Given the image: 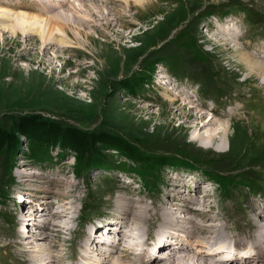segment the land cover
Instances as JSON below:
<instances>
[{
  "label": "rangeland",
  "instance_id": "374dc122",
  "mask_svg": "<svg viewBox=\"0 0 264 264\" xmlns=\"http://www.w3.org/2000/svg\"><path fill=\"white\" fill-rule=\"evenodd\" d=\"M5 1L16 10L41 11L44 2L52 3L53 0H0V5H6ZM66 1L65 12L71 23L67 41L74 48H63L59 39L58 43L50 42L48 50L43 52L45 46L39 40V33L27 39L19 34L20 41L17 42L13 38L15 34L4 32L5 25L14 23V19L8 20L6 17L5 21L0 17V61L5 57L10 58V67L13 66L10 68L7 63L0 66L1 122L14 128L19 117L39 114L65 125L119 133L129 139L143 141L155 155L168 150L169 153L187 151L201 157L203 164L201 166L200 162H194L193 166L196 167L190 168L184 162L191 164V159L185 156L188 161L180 158L183 162L180 165H163L160 169L151 170V166H147L140 169L133 163L125 165L124 158L119 156L117 150H104L99 152L103 164L100 165L101 161H98L99 165L81 169L76 168L73 151L65 147L54 146L49 149L50 156L33 157L29 148L30 139L22 135L21 147L15 155L0 156V253L6 252L13 264H28L24 260V251L21 250V255L20 248L16 244L11 245L17 236L23 237V244L26 245L27 242L28 245V240L24 237L28 235L32 225H27L25 220L20 225L22 216L18 214L24 208L26 196L32 199L33 204L29 203V208L32 205L38 206L37 199H43L41 206H46L49 200L61 202L57 198L61 192L71 200L77 189L78 202L74 219L92 215L87 220L88 223L106 220L105 216L112 211L107 204H112L117 196L130 197L140 195L141 192L150 204L160 197L164 200L174 189L173 185L179 184V179L182 187L177 190H183V195L175 198L193 209L198 204L201 207L199 200L204 197L200 191L195 193L193 180L197 177L200 178L198 182L201 187L211 192L209 198L216 206V212L222 216H233L235 210V215L243 218L247 212L242 210V205L257 199L264 202V196L255 195L246 188L244 181L239 182L246 179V176L237 177L238 172H258L264 183V168L258 169L264 164V109L259 113V106H264V88L261 89V81L248 77L243 55L239 52L241 47L259 59L264 56V50L261 51L264 49V22L258 24L260 27H252L240 11L232 16L227 15V10L233 8L229 4L236 2L250 9L255 13L254 16L259 13L260 19L262 15L264 17V0H115L113 3L106 0ZM73 3L79 9L78 14L69 8ZM230 25L238 31L235 36L229 30ZM221 27L224 29L220 31ZM33 40H38L35 46ZM79 42L81 47L77 46ZM195 53L202 56L198 58ZM20 71L32 74V77L25 79L17 74ZM177 72L181 77L177 76ZM167 74L172 81H178V90L168 81ZM191 78L197 79L201 86L202 81L204 84L208 82V87L202 86L205 91L200 90L197 82ZM42 81L52 89L49 86L43 89ZM244 83L254 87L244 86ZM190 87H194L192 93L189 91ZM210 88L217 89L220 93L213 92ZM170 97L179 99L167 100ZM190 100L198 107L192 106ZM248 102H255L258 109L250 108ZM210 108H216L215 114L221 118H217L209 126L214 129L211 133L214 134L215 129L222 131L223 122L226 121L229 130L226 137L221 139L218 136L213 145H209L206 140L204 145L196 138L198 134H205L206 129L201 127L211 118L208 115ZM188 112H202L200 114L204 117V122L200 123L197 117L185 118L184 115ZM235 128L239 130L236 136ZM244 129L248 131L249 149L246 152L241 151ZM231 141L235 148L233 151H229ZM227 153L229 156H225ZM97 156L95 154L93 157ZM22 168H25V172ZM217 168L228 172L225 184L232 181L229 187L223 184V190L217 188ZM33 170L37 172L36 175ZM20 171L23 177L20 176ZM46 176H51L54 180ZM189 176H193L191 183L185 180H190ZM27 178L34 179L32 183L37 184L31 187L34 194L29 193L31 189L23 192L19 185ZM48 179L52 182L48 181L45 186L58 193L52 196L50 192L43 191L45 195L42 197L38 190L42 181ZM63 179L70 181V185L66 186ZM211 188L214 190L211 191ZM219 190L222 194L229 192L228 199L222 198ZM196 202L197 205L194 204ZM172 208L177 216L178 211H182L179 206L173 205ZM39 209L35 213L42 214V219H39L43 221L41 225L54 226L57 218L47 216L45 213L48 212ZM102 211L107 213L102 216ZM226 212L227 215L224 214ZM208 214L212 216L213 213ZM235 220L236 218L228 223L235 224ZM223 222L224 219L221 220ZM84 226L80 224L72 244L64 240L70 233H62L57 241L59 251L55 252L62 255V247L63 253L72 255L82 236L81 233L79 236V232L86 230ZM45 228L37 232L42 234ZM54 231V227L49 230L52 233ZM106 234L103 233V236ZM14 254L19 259H13L16 256ZM161 255L164 256L163 253ZM162 261L160 257L159 262L152 264Z\"/></svg>",
  "mask_w": 264,
  "mask_h": 264
},
{
  "label": "bare ground",
  "instance_id": "6f19581e",
  "mask_svg": "<svg viewBox=\"0 0 264 264\" xmlns=\"http://www.w3.org/2000/svg\"><path fill=\"white\" fill-rule=\"evenodd\" d=\"M106 1H109L110 3L115 2V0H106ZM6 2L7 1H5L6 5H0L1 8L0 17L5 21H7L6 17L8 18V20L13 18L14 23L6 24L4 27L5 28L4 32H10L11 34L12 33L15 34L13 38L16 39L17 42L20 41L19 34H23L24 36H26L27 39V37H32L33 35L39 33L40 34L39 40L45 46L44 49L45 51L43 52H46L48 50L47 46L49 47L48 44L50 42L58 43L59 39H60V43L63 45L62 46L63 48H74L73 45H71V42L67 41L68 40L67 35H69L68 30L71 27L70 26L71 23H70V18L65 12L67 11L65 10V8L67 7V3H68L66 0H53L52 3H46L47 2L46 1L42 5L43 9L41 11H37L38 9L31 11L24 9L16 10L13 9L11 6H9ZM238 7L240 8L241 6L238 5ZM69 8L71 11H75L76 14L79 13V9L74 5V3L70 5ZM74 16L76 15L74 14ZM262 18L264 19L263 15ZM262 18L260 17V19ZM242 23L240 24L241 26ZM223 27L225 28L224 25ZM223 27L220 28V31ZM229 30L234 36L236 32H238L234 26H231ZM239 33L241 35V32ZM33 41H34L33 45L35 46L38 40H33ZM26 42L28 41L26 40ZM78 45L81 47L82 45L81 42H79L77 46ZM263 50L264 49H262L261 51ZM253 51L251 50V52ZM239 52L241 53V55H243L242 57L246 64L245 67L246 70L248 71V77H252V79L261 81L260 86L261 89H263L264 88V56L261 59H259L253 53L246 52L241 47L239 48ZM10 61H11L10 58L5 57L4 60L0 61V66L3 65L4 63H7L10 67ZM10 68H13V66ZM15 72L17 71L15 70ZM0 74H2L1 69H0ZM17 74L25 79H30L32 77V74H25L22 71H20ZM255 76H257L258 78H256ZM41 83L43 89L50 87L45 81H42ZM244 86H249L251 88L254 87L251 85H247V83H244ZM170 87L172 88V86ZM50 88L52 89V87ZM173 99L177 100L179 98L170 97L167 100H173ZM190 103L194 107L197 106L195 102L191 100ZM248 103H249L248 106L250 108L255 110L258 109V105L255 102L251 104L250 102ZM238 105L240 104L238 103ZM183 109H185V107H183ZM263 109L264 106L261 104V106H259V113L262 112ZM200 110L203 109L201 108ZM182 113L184 112L182 111ZM200 113L202 114V112H198L197 114H192L188 112L185 113L184 116L185 118H192V119L197 117L200 123H203L204 117H202ZM208 115L211 116L210 120L204 122L201 127V129H206L205 134H198L196 139L199 140L204 145H206L205 140L208 141L209 145H213V143H215L216 140L218 139V136L221 137V139L226 137L228 135L229 129H227L226 126L227 121H226L223 122V127L221 128L222 131L221 130L219 131L218 129H217L218 131H216L215 129L214 134H212L211 132L214 129L213 128L211 129L209 126L213 122H215L218 117L216 114L214 115L208 114ZM219 120H221V118ZM40 165H42V163H40ZM21 170L25 172V168H22ZM35 172L36 171H34L33 173L36 175L37 172L36 173ZM20 176L21 177L24 176L23 174H21V171H20ZM29 176H31V178L33 177L32 175ZM46 177L52 178L51 176H46ZM191 177L193 176H189L190 180H188V178L185 180L191 183L192 182ZM199 179L200 178L197 177L196 180H193V185L196 187L195 193L197 192L199 193L200 191L201 195L203 194L204 197L202 200H199L201 202L200 204L201 207L198 204V206H195L194 209L191 208L188 204H182L179 200H177V198H175L179 196L181 197L183 195L182 194L183 190H177L180 189L178 187L181 186L180 185L181 179H179L178 182L176 181L179 184L173 185L174 189H172V192L169 193L166 199L163 200L160 197L161 200L158 198L154 199V201L151 202V204L148 203L145 200V198H143L141 192H139L140 195L136 194L139 195L137 197H135L136 195L130 197L127 196L128 198L117 196L116 200H114L112 204L109 205V202L107 204V207L110 208L112 211L110 212V214L105 216L106 220L104 221L99 220L98 221L99 224L93 225L92 228L93 229L95 228L94 231L92 230L91 226L90 227L85 226L84 228H86V230L84 231L81 230L80 233L82 236L80 237L81 239L78 240L76 249L72 252L73 256L65 255V253H63L62 247L60 251L62 255L57 254L55 251H59L57 241L58 238L61 237L62 233L68 230H72V222L74 221V217H75L74 213H76V209H77L78 196L76 193L78 191L76 189V192L72 194L71 200H69L67 194L48 190L49 186H45V184H47L48 181H51V179L42 181V184H40L41 187L38 190L39 193L41 194L40 196L43 197L45 195V194L43 195V191H46V193L50 192L52 196L53 194L58 193L59 197L57 198L60 199L61 202L59 203L52 202L54 200L49 202L50 201L49 200L48 203H46V206L44 204H43L44 206H41L43 199H37L39 202L38 206L32 205V207L29 208L28 205L33 203H31L32 199L26 196V200H24L25 201L24 208L20 210L18 214H21L22 216L20 217L22 221V222L20 221V225H22L21 223H23L24 220L28 223L27 225L29 224L32 225L31 226L32 228L29 229V231L27 232L28 235L24 237L25 239L28 240V245L27 242L26 245L23 244L24 241L22 242L23 237L21 236H17L15 241H13L11 245L16 244L18 248H20L19 252L21 255H22L21 250L24 251L23 255H25L26 257L24 260H26L28 264H149V263L152 264L155 262L156 263L159 262L160 257L162 258L163 263L160 262L158 264H173V263L174 264L175 263L177 264H264V202L259 201L258 199L257 200L252 199L253 201L248 202L246 205H242L243 209L242 208L240 209L245 210L247 212L246 216H243V218L242 216H236L235 214H237V212L235 210H234L235 214L233 216L230 214L227 215V212L224 213L227 216H222V214L216 212V206L214 205V203H212V201L209 198L211 192L209 193V191H205L203 187H201V184H199L198 182ZM24 180H25L24 183L22 182L21 184H19L23 192L28 191V189H31L33 185H37L36 183H32L34 179L30 180L27 178ZM63 180H64L63 182H66L67 184L66 186L70 185V181L66 179ZM183 182L184 181L182 180V183ZM206 188L209 187L207 186ZM210 190L213 191L214 189L211 188ZM70 192L72 193V191ZM29 193L34 194L35 192H33L31 189ZM169 200H171L170 203H168ZM45 201H47V199ZM55 204L57 205V207H55ZM194 204L197 205V202ZM173 205L179 206V208H181L182 210V211L177 210L178 216L177 214L175 215L174 213L175 210L172 208ZM39 208H42L43 210L42 212H48L45 213L47 216L50 215L55 219L57 218L59 222L57 220L56 221L54 220L55 221V222L53 221L54 226L52 225L49 227L48 224L44 225L46 228L42 226L41 224L43 221L41 222L39 220L42 219L41 217L42 214L38 215V213H35ZM226 208H228V205H226ZM208 211L213 213L211 214L212 216L208 214L209 213ZM105 213L107 212L106 211H104V213L103 211L101 212V214H105ZM259 213L261 216L258 215ZM207 214L209 217L207 216ZM38 216H40V218ZM233 218L234 219L236 218L235 220L236 223L235 224L228 223L229 221L234 220ZM222 219H224L225 222L221 223ZM51 227H54L55 231L53 233L49 232ZM41 228L42 229L45 228L42 234L37 232V230ZM104 229L106 230L107 234L103 236L102 232L104 231ZM151 232L156 233L158 235V238L163 237L166 241L161 246H156L153 248L146 247L140 250H137L135 246L132 243H130L132 239L143 237ZM195 233H198L197 234L198 236L197 235L195 236ZM99 235L101 237H97ZM56 238L57 240H55ZM39 240H43L47 242L40 243ZM244 249H254L255 254L248 258L236 257L234 259H224V260L221 258V256L224 253L238 254L240 251ZM162 253L164 254V256L161 255ZM14 255H16L15 257H18L17 254Z\"/></svg>",
  "mask_w": 264,
  "mask_h": 264
},
{
  "label": "trees",
  "instance_id": "16d2710c",
  "mask_svg": "<svg viewBox=\"0 0 264 264\" xmlns=\"http://www.w3.org/2000/svg\"><path fill=\"white\" fill-rule=\"evenodd\" d=\"M238 5L241 7L239 8ZM229 6H233L234 9H238V10L243 9L242 11L252 21L253 24L259 23V18H258L259 13L257 16H254L253 15L254 13L250 9H246L247 7L236 2L229 4ZM228 12L229 10H227V13ZM251 16L253 17V19ZM192 51L195 52L194 49H192ZM195 55L198 58L202 56L199 53L197 54L195 53ZM201 84L204 88L208 87L207 86L208 82L204 84L202 81ZM210 89L213 92L219 93L217 89L214 88H210ZM243 132H244V138L241 140L242 141L241 151L246 152L249 149L248 141H247L248 131L247 129H244ZM238 133L239 130L235 128V136ZM22 135L30 139L29 148L33 157H41L42 155H49L50 152L49 149L51 150V148H53L54 146L55 147L61 146L73 151V157L75 158L77 163L76 168H81V169L91 165H99L98 161H101L100 165L103 164L102 163L103 158L99 156V152L104 150H117V152L120 154L118 155L121 158H124L123 160L125 162L123 163L125 165H130L133 163L136 166V168L138 167L140 169H145L147 166L148 167L151 166L149 167V169L151 170L157 168L160 169L161 167H163V165H172V164L180 165L183 164L180 158L187 160L185 159V156H188V158L191 159L192 162L191 164L184 162V164L188 165L190 168L196 167L193 166L194 162L196 163L200 162L201 166L203 164V160L201 157L191 153L189 154V152L187 151L169 153L170 150H168V152L162 151V154L155 155L152 153V150L149 147L147 148L146 144L143 141H138L131 138L129 139L125 136H122L119 133L113 134L108 132L91 131L75 125H65L54 119L39 114L19 117V119L16 120L14 128L13 127L9 128L5 124H3L0 120V156L1 155L11 156L13 154L15 155L21 147ZM234 149H235L234 144L231 141L229 151L231 150L233 151ZM229 153L225 154V156H229ZM95 154L98 155L97 158L93 157ZM197 158L200 161H198ZM214 164L216 163H213V166L217 167V165ZM262 165L263 166L261 167L259 166L258 169L264 168V164ZM200 169L203 170L202 167ZM247 172H238L239 174L237 177L246 176V179L240 180L239 182L244 181L247 188L260 189L262 186L261 183H259L260 175L258 174V172H252V173L248 172V174H246ZM227 175L228 172L217 168L216 183L221 189L223 184L227 182L226 180ZM236 175L237 174H235V176ZM139 176L143 178L142 175ZM231 182L232 181H229L227 184H225V186H228L229 183L231 184ZM225 188L226 187H224V189ZM228 193L229 192H226L224 193V195H227Z\"/></svg>",
  "mask_w": 264,
  "mask_h": 264
}]
</instances>
